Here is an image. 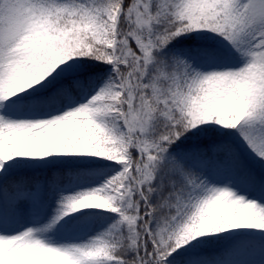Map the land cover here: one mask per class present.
<instances>
[{
  "label": "snow or ice",
  "instance_id": "snow-or-ice-1",
  "mask_svg": "<svg viewBox=\"0 0 264 264\" xmlns=\"http://www.w3.org/2000/svg\"><path fill=\"white\" fill-rule=\"evenodd\" d=\"M0 264H264V0H0Z\"/></svg>",
  "mask_w": 264,
  "mask_h": 264
},
{
  "label": "rangeland",
  "instance_id": "rangeland-1",
  "mask_svg": "<svg viewBox=\"0 0 264 264\" xmlns=\"http://www.w3.org/2000/svg\"><path fill=\"white\" fill-rule=\"evenodd\" d=\"M224 246H225V244H224ZM240 259H242V260H252V261H257L258 262L261 259V257H260V254L254 253L252 255L242 256V257H240Z\"/></svg>",
  "mask_w": 264,
  "mask_h": 264
},
{
  "label": "trees",
  "instance_id": "trees-1",
  "mask_svg": "<svg viewBox=\"0 0 264 264\" xmlns=\"http://www.w3.org/2000/svg\"><path fill=\"white\" fill-rule=\"evenodd\" d=\"M224 247V243L220 242L219 244L216 245V250H219Z\"/></svg>",
  "mask_w": 264,
  "mask_h": 264
}]
</instances>
